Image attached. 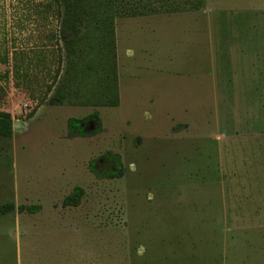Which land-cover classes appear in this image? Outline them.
Here are the masks:
<instances>
[{
	"label": "rangeland",
	"instance_id": "374dc122",
	"mask_svg": "<svg viewBox=\"0 0 264 264\" xmlns=\"http://www.w3.org/2000/svg\"><path fill=\"white\" fill-rule=\"evenodd\" d=\"M115 1L118 105L72 107L49 104L55 5L0 0V206L40 208L0 215V264H264V0ZM93 112L101 131L68 138Z\"/></svg>",
	"mask_w": 264,
	"mask_h": 264
},
{
	"label": "trees",
	"instance_id": "16d2710c",
	"mask_svg": "<svg viewBox=\"0 0 264 264\" xmlns=\"http://www.w3.org/2000/svg\"><path fill=\"white\" fill-rule=\"evenodd\" d=\"M61 21L59 35L63 43L66 59L61 79H59L58 64L53 81L48 92L59 79L54 88L49 104L52 106L93 107L118 105V74L116 64V45L114 19L117 15L115 0H51ZM205 6V0H158V7L144 9L139 14L174 13L180 11H200ZM60 10V11H59ZM128 16V15H127ZM97 80L95 89L88 92L83 86ZM96 83V82H95ZM34 112V111H33ZM31 113V116L34 113ZM30 116V115H29ZM89 121L97 124V129L90 133L94 136L101 131L100 117L97 112L84 118H70L67 120L68 138H85L87 136L83 125ZM13 134V122L9 113L0 112V139L10 140ZM113 164L114 171L106 173L105 178H120L123 174L120 157L110 152L104 155ZM90 171L92 165H90ZM83 196L82 189L76 187L71 195L62 203L63 207H77ZM22 213H35L39 207H15L13 203L0 206V215H6L14 210Z\"/></svg>",
	"mask_w": 264,
	"mask_h": 264
},
{
	"label": "crops",
	"instance_id": "0c3cea01",
	"mask_svg": "<svg viewBox=\"0 0 264 264\" xmlns=\"http://www.w3.org/2000/svg\"><path fill=\"white\" fill-rule=\"evenodd\" d=\"M115 45H116V37H115ZM43 256H44V255H43ZM43 256H42V257H43ZM43 258H44V257H43Z\"/></svg>",
	"mask_w": 264,
	"mask_h": 264
}]
</instances>
